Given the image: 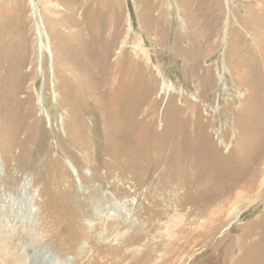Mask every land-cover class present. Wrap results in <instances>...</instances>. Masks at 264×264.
I'll use <instances>...</instances> for the list:
<instances>
[{"label":"rangeland","instance_id":"rangeland-1","mask_svg":"<svg viewBox=\"0 0 264 264\" xmlns=\"http://www.w3.org/2000/svg\"><path fill=\"white\" fill-rule=\"evenodd\" d=\"M263 172L264 0H0V208L56 263L264 264Z\"/></svg>","mask_w":264,"mask_h":264},{"label":"bare ground","instance_id":"bare-ground-1","mask_svg":"<svg viewBox=\"0 0 264 264\" xmlns=\"http://www.w3.org/2000/svg\"><path fill=\"white\" fill-rule=\"evenodd\" d=\"M143 51V50H142ZM69 169L71 170L72 173L75 174V176L77 177V171L75 170V168L70 164L69 165ZM78 178V177H77ZM257 178V177H256ZM29 182V181H28ZM27 182V183H28ZM259 188L264 189V172L263 175L259 181ZM258 187V186H257ZM23 189L21 190V192L18 194L17 198H8L9 201V209H3L0 208V217H2V219L0 218V231L4 236H0V262L1 264H35L36 262H38V264H63L61 263H56V259L54 257H48V251H46V247L44 244V247H42L41 245H39L40 243L36 241V239L34 238L35 235L34 233V229L33 230V225L31 228L30 221H32L31 216H33V208L31 207V202L29 201V196L27 195V193L25 192V188H26V183L23 185L22 187ZM29 190V189H28ZM91 195L94 196V193L90 194V197L88 196V200L90 199V203L91 205H96V203H98V201H94V199L91 197ZM92 198V199H91ZM70 200V199H69ZM100 203V202H99ZM97 205L96 208L99 209V213L100 214H104L106 213V215L110 212H114V210L116 209H111V207H102L101 204ZM88 204V203H87ZM89 205V204H88ZM93 208V207H92ZM91 208V209H92ZM78 209V208H77ZM6 210V211H5ZM79 210V209H78ZM77 210V211H78ZM81 211V210H80ZM35 213V212H34ZM89 214V213H88ZM87 214V215H88ZM36 216V215H35ZM85 215L83 214H77L74 215V220H79L82 219ZM37 217V216H36ZM18 219L19 220V224H21L22 226H24L26 224V226L24 227L25 230V236L23 235L21 237H17L16 233H17V229H16V225L13 224L12 219ZM43 218V217H42ZM49 219L52 220V216H48ZM36 219V218H35ZM38 219V218H37ZM72 220V218H71ZM6 224L5 226H8L6 228L7 230L2 231V226L3 224ZM65 222V221H64ZM74 222V221H73ZM77 222V221H76ZM79 222V221H78ZM18 223V222H17ZM66 223V222H65ZM68 224V223H67ZM36 225V224H35ZM34 225V226H35ZM65 225V224H64ZM63 225V226H64ZM62 226V227H63ZM67 227V226H66ZM19 229V228H18ZM49 229V228H48ZM62 229V228H61ZM186 230V229H185ZM42 231V230H41ZM40 231V233H41ZM63 231H65L63 229ZM62 231V232H63ZM71 231V230H70ZM39 232V231H38ZM45 232V231H44ZM61 232V231H60ZM14 233V234H13ZM46 233V232H45ZM23 234V233H22ZM43 234V232H42ZM60 234V233H58ZM63 234H60V236ZM187 235V233H186ZM21 236V235H20ZM37 236V235H36ZM38 237V236H37ZM67 237V236H66ZM185 237V236H184ZM52 238V237H51ZM63 238V237H62ZM68 238V237H67ZM69 239V238H68ZM72 239V238H71ZM185 239V238H183ZM191 240V239H190ZM52 242V241H51ZM58 242V241H57ZM56 242V243H57ZM29 244L28 247L26 244ZM42 243V242H41ZM45 243V242H44ZM55 244V243H54ZM170 244V243H169ZM184 244V243H183ZM172 245V244H171ZM170 247V246H169ZM168 247V248H169ZM173 247V246H172ZM181 247V246H180ZM26 248H30L31 250H33V252H28V250H26ZM186 248V246H185ZM70 249V248H69ZM68 249V250H69ZM174 249V248H173ZM172 251V250H171ZM170 251V252H171ZM62 252V251H61ZM169 253V252H168ZM181 253V252H180ZM179 256V255H178ZM173 261V260H172ZM175 261V260H174ZM72 262V261H71ZM70 262V263H71ZM67 264V263H66ZM105 264V263H104ZM153 264V263H152ZM158 264V263H157Z\"/></svg>","mask_w":264,"mask_h":264}]
</instances>
